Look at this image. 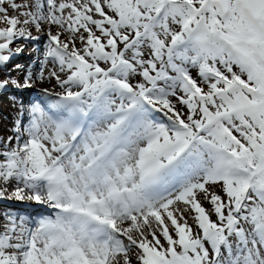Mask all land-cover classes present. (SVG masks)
Segmentation results:
<instances>
[{"label": "snow or ice", "instance_id": "6c2138e0", "mask_svg": "<svg viewBox=\"0 0 264 264\" xmlns=\"http://www.w3.org/2000/svg\"><path fill=\"white\" fill-rule=\"evenodd\" d=\"M0 264H264V0H0Z\"/></svg>", "mask_w": 264, "mask_h": 264}]
</instances>
